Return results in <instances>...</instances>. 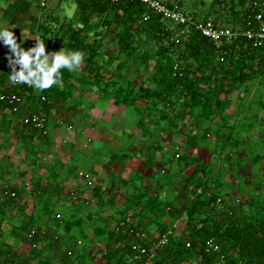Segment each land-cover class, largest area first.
<instances>
[{
    "label": "trees",
    "instance_id": "16d2710c",
    "mask_svg": "<svg viewBox=\"0 0 264 264\" xmlns=\"http://www.w3.org/2000/svg\"><path fill=\"white\" fill-rule=\"evenodd\" d=\"M75 1L78 14L76 21H63L60 13H52L47 27L46 24L43 25L42 38L48 44L55 39V51H82L84 61L81 68L85 71L81 68L74 72L61 69L62 84L53 85L38 92L39 94L34 93L36 89L27 84L1 90L8 94L16 92L22 99V102L15 104L0 99V103L10 113L17 108L13 113H17L15 117L22 120V127L16 129L20 137L27 139V135L33 134L44 141L48 140L50 126H61L59 122L65 123L66 120L77 128L73 118L82 113V108L78 106L79 100L75 93L82 85L90 90L97 87L100 97H107L113 88L117 93L114 100L121 103L118 91H127L124 83H131L137 78L141 80V84H135V97L129 100L127 96L122 100L123 103L137 109L144 102L164 106L178 105L179 113H184L187 117L196 115L199 120L214 122L217 117H224L235 94L242 95L244 89L248 90L260 76L264 77V45L255 46L245 36L225 41L220 46L199 30L189 25L175 24L137 0H122L118 4H112L108 0ZM166 1L171 6L175 3L183 9V5L186 6L183 0ZM251 2L252 0H214L207 8L208 11H203L205 14L193 7L187 9L191 14L212 19L216 24L233 31H244L251 28L249 21L255 15ZM202 5L206 8L205 1ZM78 22L83 27H75ZM98 25L107 27L103 38L113 37L108 40H117L120 51L128 53L127 57L109 58L107 61L99 58L103 40L96 42L95 39H90ZM182 30L185 33L176 38L177 32ZM30 46L32 44L26 47ZM3 51L5 54L2 57L7 58L9 48H0V55ZM115 60H119L116 66L113 65ZM4 64L8 78L11 68L7 60ZM68 103L72 107L68 108ZM64 112L72 114L65 115ZM31 113L45 117L44 129L24 124V118ZM54 117L57 118L55 122ZM12 121L6 123L12 125ZM196 125L200 130L201 124L198 122ZM201 135L200 142H208L212 136L210 128H206ZM213 143L218 148L214 153V167L212 160L211 163L201 160V164L198 163L188 177L181 178L184 187L173 200L171 196L162 198L160 192L149 187L141 192L130 193L125 201L126 206L111 216L114 223L119 219L113 228L96 223V216L91 212L87 215L89 219L78 217L75 211L71 212L73 219L62 216L57 218L60 207L57 203L49 205L47 198L49 195V198H59L65 191L64 180L59 179V168L51 171L47 177L28 175L27 171H22L20 176L25 181L21 184L9 182L4 190L16 192L17 196L5 195V199L0 202V219L2 215H7L9 208L15 206L25 214V220L20 226L10 223L5 230L0 220V264H35L33 260L38 254V264H70L75 257L71 247L72 240L77 239L73 229L81 227L83 236L89 237L84 230L86 220H94L91 225L94 231L93 244L104 245L99 249L101 261L97 264H264L263 193L251 190V195L242 198L247 193L241 191L238 195L242 199L235 201L237 195L230 192L232 186L226 185L229 181L225 178L226 174L232 177L234 163L240 166L250 160L260 164L263 163L264 156L253 157L252 154L256 152H251L244 158L240 157L241 151H246L241 146V140L224 142L223 130ZM24 144L29 146V143ZM45 149L44 147L42 152H38L37 156L47 153ZM176 154L177 152L175 156ZM178 159L183 160L184 153ZM57 162L59 163L58 160ZM145 164L150 165V162L146 161ZM205 165L213 167L212 170L205 169ZM6 173L16 175L10 168L6 169ZM198 189L202 192L198 193ZM30 194L47 208L50 221L37 222L33 214L27 213L28 204L25 205V201ZM100 199V209L104 210L106 204L103 198ZM69 200L72 198L69 197ZM77 205L74 209L78 211L86 206L83 199ZM130 215L133 221L141 218L136 227L131 223L135 231L144 230L164 236L173 228L175 235L169 237V242L164 247L155 249V239L144 240L127 227L118 225V222L126 220ZM60 221L63 233L59 229ZM209 238H215L220 245L219 250H207L206 242ZM134 242H141L150 250L136 258L132 249ZM14 245L18 248L17 251L10 248Z\"/></svg>",
    "mask_w": 264,
    "mask_h": 264
},
{
    "label": "rangeland",
    "instance_id": "374dc122",
    "mask_svg": "<svg viewBox=\"0 0 264 264\" xmlns=\"http://www.w3.org/2000/svg\"><path fill=\"white\" fill-rule=\"evenodd\" d=\"M206 2V8L204 5H202V2ZM212 1L214 0H185V4H186V8L189 7H193L194 10L197 11H201V13H204L208 11L207 8H209L212 5ZM51 3H53V7L57 10L58 13L61 14V18L63 21H69L74 19V22L77 19V4L75 0H54L51 1ZM55 5H58V8L55 7ZM198 7V8H196ZM185 9V8H184ZM186 11H188L187 9H185ZM205 11V12H203ZM81 26L83 27L82 23H77L75 24V27ZM106 26L105 25H98L96 31L93 32L92 36L90 37V39L92 41H94V39L97 41H102L103 46L100 48V55L99 58H105L106 61L109 60V58H125V55L127 57L128 53H122L121 51H119V43L117 42V40H113V41H109L108 39H113L112 38H108L105 37L103 38V35L106 31ZM94 44V43H93ZM119 63V60H115L113 65L116 66V64ZM112 67V65H111ZM81 70L84 72L85 69L81 68ZM141 81V80H139ZM86 87V86H84ZM38 92H41L40 90H38ZM81 92L83 94V98H78V95L80 94L79 91H76L75 95L76 97L79 99V101L81 103L80 107L82 108V113H84L86 115V118L84 120V122L86 121V119H89L90 117H88L90 111H89V107H94L95 104L98 105L100 107V110H107V105H109L110 101H112V94H109V97L107 99V101L105 102V100L101 101V99L99 98V91L97 92V89H95V93H91L90 90L86 89V88H82ZM137 92V90H136ZM88 94V95H85ZM114 96V95H113ZM132 98V97H131ZM114 99V98H113ZM234 101H232L234 104V107H229L228 111L224 114V117H217L215 119L214 122L212 121H208L206 123H204V125L201 127L200 129V136H202V132L206 129V128H210V135H212L208 142H206L205 146L207 149H200V154L199 151L195 154L194 157L198 156V154L200 155V159L204 160V163H208L210 160H214V153L216 151V149H218L216 147V143L214 144V140H216V138L218 137L219 134H222V130L224 132V142L226 143H232V142H238L241 140V146H243V140H245L244 142V151H241V153L239 154V156H245L248 153L251 152H256L253 153V157H256L257 155H261L264 156V77L260 76L255 82L254 84L252 83L251 86H249L248 90L244 89V93L242 95H237L235 94L233 96ZM77 100V99H76ZM121 104H123L121 102ZM142 105V106H141ZM150 105V102L144 103V104H140L139 108L137 109L134 106H130L129 109H126V111H121L122 112V118L120 119V121L118 123H116V127L118 129H116V132H121L120 135H126L124 138L127 140H129V144L130 146L132 144H136L137 142H139L140 140H142L143 135L148 134V132L146 131L147 126L150 127V131L155 132L156 136H158L159 133H161L160 128H155L154 126H150L148 125L147 119H149L152 115V111L153 109L149 108L146 111V106ZM89 106V107H88ZM122 106V105H121ZM121 106H117L118 109ZM67 107L70 108L72 107L71 104H67ZM159 109H164L161 105L158 106ZM236 111L234 112L236 115L233 116V113L230 111ZM109 113L105 114V117L108 118L110 115V111L107 110ZM56 113V112H55ZM65 115L68 114H72L70 112L66 113L64 112ZM79 114V116L77 118H73L74 122H77L78 125H80L81 123L79 122V117L82 115ZM76 116V115H75ZM83 116H81L80 118H82ZM8 122H11V119L8 118ZM94 119V117H93ZM100 119V118H99ZM97 119V120H99ZM96 120V118H95ZM53 121H57V118L54 117ZM115 121L117 122L118 119H113L112 124L115 123ZM88 122V121H87ZM63 128L62 129H67L71 124L66 120V122H59ZM90 124V123H89ZM88 124V125H89ZM13 125L14 126H18L19 128L22 127V120H19L18 118H16L14 116L13 118ZM57 127V126H56ZM184 129V127L182 128ZM76 128L74 129L73 132H68V135L66 134V136L64 137V139L62 141H64V143H62L61 146H59V148L57 149V153L55 154H51V152L49 153L47 151V153H45L42 157H40V160H44L43 157H48V163L41 165V167H37L36 171H34V169L32 168L31 162V158L30 155L28 156V164H22V166L20 167V169L22 171H27L30 175L31 174H36L37 176H42V177H47L50 175V172L53 170H56L57 168H59V171L61 172V176L59 179L64 180L63 185H64V190H69L70 188H75V187H81V182L78 180H74L76 178V176H80L83 173H87L88 171H90L92 168H96L97 169V173L93 172V176H98L100 173L102 175V178H108L109 176H113V173L115 174L116 169L112 170V174L110 175L105 173V168H107V166L109 164L108 161H110L111 158V150L113 148V146H116L111 144V142H106V143H102L101 146H99V149L95 147L98 146L97 142H93L92 146L89 144L86 146V144L84 143L85 141H79L80 140V136H78V133ZM112 131L113 128H111ZM125 132V133H123ZM123 133V134H122ZM59 134V133H57ZM63 134V133H62ZM88 134V132H87ZM85 134V136H83L85 139H88V135ZM48 135L49 138L53 139L55 134L51 133V130H48ZM57 137V136H55ZM68 137V142H65V138ZM23 139V137H22ZM156 139V137H155ZM168 140V139H167ZM201 140V138H200ZM140 141L141 143L147 144L148 142H144ZM167 142V146L165 147L164 151V156H166L167 158L170 157V165L167 166L168 170L171 171V166L172 168L174 166H179V165H183L185 163V160L181 159L179 160L176 156V148L173 149L172 147V143L169 141ZM45 143V141H42V144ZM60 144V143H59ZM74 145V148L70 147V145ZM155 145V142H149V145ZM189 144H192V142L190 141ZM66 145V146H65ZM194 146V145H193ZM204 146V147H205ZM25 144L23 145L18 143L17 145V150H19V154H21V157L23 156V160L25 159L26 153H25ZM230 147V146H229ZM44 150V148H42ZM232 149V147H231ZM233 150V149H232ZM251 150V151H250ZM221 151V150H220ZM195 152V150H194ZM139 156H142V154L140 152L135 153ZM169 154V155H166ZM33 155V154H31ZM39 158V157H38ZM37 158V159H38ZM59 161L55 162L56 160ZM147 159V158H146ZM148 160V159H147ZM38 161V160H37ZM113 163V160L111 161ZM118 162V161H117ZM139 163H141L140 161H137ZM136 162V163H137ZM144 162V161H143ZM23 163V162H22ZM30 163V164H29ZM105 163V164H104ZM138 163V164H139ZM162 163V162H161ZM199 165L201 164V161L198 162ZM211 163V161L209 162ZM216 162L213 161V167L215 165ZM224 163L228 164L226 160H224ZM69 164V167H68ZM151 164H155V162L150 161V165ZM254 164V165H253ZM198 165V164H197ZM209 165V164H208ZM55 166V167H54ZM129 166V165H128ZM133 166H131L130 168H132ZM212 167V168H213ZM61 168V169H60ZM138 168V166H137ZM142 169H144L143 167H141ZM207 170H212L211 166H206L204 167ZM216 168V167H215ZM94 169V170H96ZM121 169V168H119ZM192 169V168H191ZM21 171V172H22ZM92 171V170H91ZM182 173V172H181ZM180 173V175H181ZM154 174L153 172H149L148 174H144L146 175H152ZM17 175V174H16ZM16 175L15 178H16ZM142 175V174H141ZM178 175V174H176ZM182 176V175H181ZM153 176L150 177L153 178ZM163 177L161 180L156 181L154 184V188L159 190V187L163 186V183L165 181L166 175L163 174ZM21 178V177H20ZM27 178V177H25ZM226 180H228L229 182L226 184L231 185L232 187H230V192L236 196V199L240 198L242 199L243 196L245 195H251V192L256 191L257 193H263L261 195L264 196V160L263 163L261 162L260 164H255L252 163L250 160L249 162L243 164V165H238L237 163H234L232 165V177L229 176L228 174H226L225 176ZM175 179H179V181H181V185L183 186V181L182 179L178 178V176H175ZM46 180V178H45ZM21 181L24 182L25 180L21 178ZM151 182V181H150ZM154 182V180H153ZM107 183V182H105ZM113 184V182H111ZM104 184V183H102ZM109 184V188L111 187V190H103L102 186L99 188V186L97 187V197L99 198V193H101V191H103V193H105L106 195H108V198H104V202L106 204V206L104 207V210L100 209L101 207V199L99 200V202L97 204H92L91 206H85L80 208V210L78 211V209H74L76 208L78 205H76L72 200H69L68 197L65 194V191H63L61 197L59 198H54L53 196L49 198H47V202L50 205H54V204H58V206L60 207L58 209L59 214H61L62 218L67 217V218H71L72 216V211L77 212L76 215L82 216L85 219H89L87 217L88 213L91 212L94 217L97 215V213L100 211L103 214L102 215H98V217L94 220H96L95 222L98 224H101L103 226H108L109 228H113L114 225H116V221L114 223V220L111 219V216L115 214V212L118 209L123 208L125 205V199H120L119 195L122 194L124 196H128L130 193H132V190H119L117 191L116 188H114V184ZM254 186H256L254 188ZM128 188H130L128 186ZM241 188V189H239ZM30 189V188H28ZM131 189V188H130ZM254 189V190H253ZM252 190V191H251ZM134 191V190H133ZM156 191V190H155ZM243 191L247 194H243L242 198L241 196H239L238 194H240V192ZM251 191V192H250ZM70 192V191H69ZM121 195V196H122ZM76 196H78V194L76 193ZM113 196V200L112 202L109 201V198ZM130 197V195L128 196ZM228 197V196H227ZM27 201H25V205L26 203L28 204L27 207V213L28 214H33L37 220V222L42 221V223H46L49 219H48V210L45 206L39 204V200L36 199V197L32 196L30 194L29 197L26 198ZM25 199V200H26ZM24 200V199H23ZM111 200V199H110ZM22 203H24V201H21ZM112 203V204H111ZM57 208V207H56ZM1 214V212H0ZM100 216V218H99ZM73 219V217H72ZM1 222H2V227L3 230L6 229V227H8V224H13L15 226H20L22 224V222L25 220V214H23L20 209L18 207H13V208H9L7 210V215L5 216H1ZM93 220V222H94ZM108 220V221H107ZM50 221V220H49ZM107 221V222H105ZM61 222V221H60ZM59 222V225H60ZM92 220H86V222L84 223V230L87 231V233L89 234V237L83 236V233L81 232V227L76 226L73 229V233L75 234V236L77 237V239L72 240V249L75 252V257H73L74 261H71L70 264H97L100 263L101 261V253H99V249L102 247H104V245H101L100 243H95L93 244L92 239L94 238L93 236V228H92ZM95 224V223H94ZM184 224L182 223V226ZM60 232L63 233V227H62V222L60 225ZM173 231L172 235H175L174 229H170L169 231ZM168 231V232H169ZM168 232L166 234H168ZM165 234V235H166ZM5 235H8L5 234ZM171 235V236H172ZM90 242V243H89ZM11 246V245H9ZM13 251H17L18 248L16 249L15 245L10 247ZM25 249V247H24ZM21 250V249H20ZM22 251V250H21ZM39 255V254H38ZM38 255L35 257V259L33 260V262L36 264H38ZM77 258V260H76Z\"/></svg>",
    "mask_w": 264,
    "mask_h": 264
},
{
    "label": "crops",
    "instance_id": "0c3cea01",
    "mask_svg": "<svg viewBox=\"0 0 264 264\" xmlns=\"http://www.w3.org/2000/svg\"><path fill=\"white\" fill-rule=\"evenodd\" d=\"M51 1L54 0H48V6L46 8H42L41 6V0H0V25H14L16 26L13 31L17 35L18 40L23 39L24 44L23 46L26 47L30 44H32L36 39H39L42 37V28L43 25L47 27L48 23L50 22L51 14H58L57 10L53 7V3ZM185 3V0L182 1ZM55 7L58 8V5H55ZM185 9L186 6L183 5ZM189 9V8H188ZM187 9V10H188ZM205 16L204 14H201ZM5 46L2 42H0V48H5ZM120 51V47H119ZM4 51L0 55V93L3 92L5 89H8L11 86V83L9 79L6 76V65L4 64L7 58H3ZM132 83L134 84L132 86ZM141 84V81L134 79L131 83H124V86L128 89L120 90L118 91V95L120 96V101L123 103L122 100H124L127 96L129 97V100H132L136 95V85ZM82 88H86L90 90L87 87H80L78 95V98H83V94L81 92ZM95 87L93 90H90V92L93 94L95 93ZM3 90V91H1ZM98 92V91H97ZM34 93L39 94L37 89L34 91ZM112 94V101H110L109 105H107V110L110 111V115L108 118L105 117L106 113H109L107 110H100V107L95 104L94 107H89V119H86L84 122L86 115L82 114V118L79 117L80 125L76 122V130L78 133V136H80L79 141H85L84 143L88 145L90 144L92 146V143L95 141L98 143V146L95 147L99 149V146H101L102 143L111 142V144L116 146H113L111 150V160L108 161L107 168H105V173L110 175L112 174V170L116 169L115 174L113 173L114 177L111 175L108 178H102L101 173L98 176H94L97 181V187L99 188L102 186L103 190H111V187L109 188V184H112L114 188L119 190H132V193H137L143 191L144 188H151L154 191H158L161 194L162 198H166L168 196H171V200L174 199L175 195H178L184 185L182 186L179 181V179H175V176H178V178L182 177H188L197 167V164L200 159V149H207L206 144L200 142V130L197 129L196 123H200L201 126L204 125V123L208 122L207 120H199L196 115H193V117H187L184 113H179V106H164L161 105L164 109H159V105L150 104L148 105L147 109L151 108L153 109L152 115L149 119H147L148 125L154 126L155 128H160L161 133L156 136L155 132H151L149 129L150 127L147 126L146 131L148 134L143 135L142 140H145L144 142H148L147 144L141 143L140 141L137 142L135 145L132 144L130 146L129 140L124 137L125 134L122 136L120 135L121 132H116V123L120 121L122 118V112L126 111V109L130 108V104L126 103H117L113 98L117 94L113 88L109 91V94ZM109 94L107 97H99L101 101L105 100L107 101ZM88 95V94H85ZM114 95V96H113ZM132 97V98H131ZM77 98V99H78ZM79 100V99H78ZM26 101V100H25ZM81 103L80 101H78ZM78 103V106L80 107V104ZM145 103V102H144ZM141 103V104H144ZM117 106H121L119 109ZM142 106V105H141ZM229 107H234V104H231ZM81 108V107H80ZM228 111V109H227ZM226 111V112H227ZM233 116L236 114L232 111ZM13 112H15L13 110ZM0 103V202H2L5 199L4 190L6 185L10 183H18L21 184V169L20 167L22 164H28V156L30 155L32 168L34 171H36L37 167H41V165L48 163V157H43L44 160H40L41 155L37 156L38 152H42V147L46 148L49 153L55 154L57 153V149L59 146L64 143L62 141L66 134L68 135L67 129H62L63 126H55L51 125L50 130L52 134H55V137L53 139L49 138L48 140L45 139V143L42 144L43 139H39L38 137L34 136L33 134L27 135L29 136L27 139L23 136H19L18 133H16V129L19 128L17 125H12L9 123H6L9 119L5 120V117L10 118L13 120L15 114L13 113ZM14 114V115H13ZM94 117V119H93ZM96 118V120H95ZM100 118V119H99ZM99 119V120H97ZM113 119H118V121L114 124H112ZM21 120V119H20ZM88 121V122H87ZM90 123V124H89ZM89 124V125H88ZM184 127V129H182ZM200 127V126H199ZM113 128L114 131L111 130ZM75 130V131H76ZM27 131V130H26ZM88 132V134H87ZM59 133V134H57ZM63 133V134H62ZM125 133V132H123ZM122 133V134H123ZM85 134L88 135V139H85L83 136ZM23 137V139H22ZM156 137V139H155ZM30 138V139H29ZM91 139V140H90ZM168 139V140H167ZM155 142V145H149V142ZM169 141L172 143V147L177 148L178 146L181 147L182 153H184V160L185 163L183 165L174 166L171 171L168 170L167 166L170 165V158H167L164 156V149L167 146V142ZM190 141L192 144H189ZM29 143V146H25L24 149L26 156L23 160V156L21 157V154H19V150H17L18 143L24 144ZM60 143V144H59ZM115 143V144H114ZM194 145V146H193ZM66 146V145H65ZM205 146V147H204ZM48 147V148H47ZM70 147L74 148V145H70ZM195 150V152H194ZM199 151L198 156L194 157L195 154ZM140 152L142 156H139L135 153ZM33 154V155H31ZM169 155V154H166ZM197 155V154H196ZM39 157V158H38ZM241 157V156H240ZM245 156H242L244 158ZM38 158V159H37ZM148 160H147V159ZM147 162L153 161L155 164L147 165L145 164ZM38 160V161H37ZM56 160V159H55ZM113 160V163L111 162ZM141 163L137 162L140 161ZM118 161V162H117ZM144 161V162H143ZM204 161V160H202ZM23 162V163H22ZM40 162V163H39ZM57 162V160L55 161ZM137 162V163H136ZM162 162V163H161ZM249 161H247L248 163ZM139 163V164H138ZM30 164V163H29ZM59 164V163H58ZM105 164V163H104ZM245 164V163H244ZM129 165V166H128ZM133 166L132 168H130ZM138 166V168H137ZM55 167V166H54ZM69 167V164H68ZM143 167L144 169H142ZM10 168L14 173L17 174L16 178L15 176H11L10 174L6 173V169ZM121 168V169H119ZM192 168V169H191ZM96 169V168H94ZM93 168L88 172H96L97 169L94 170ZM26 171V170H25ZM153 172L152 175H144L148 174L149 172ZM182 172V173H181ZM181 173V175H180ZM142 174V175H141ZM163 174L166 175L165 181L163 183V186L159 187V190L154 188L155 182L161 180L163 177ZM178 174V175H176ZM30 175V174H28ZM83 174L80 176H76L74 180L80 181L81 187H73L69 190H74L79 193V198H77L74 202L76 205L78 204V201L81 199H85L89 195V187L86 186L85 180H83ZM153 178L150 179L151 176ZM25 180V179H24ZM154 180V182H153ZM151 181V182H150ZM162 181V180H161ZM107 182V183H105ZM104 183V184H102ZM184 184V183H183ZM128 186L131 188H128ZM156 187V186H155ZM69 190H65L66 196H69ZM134 190V191H133ZM123 194V193H122ZM120 194V199H125L127 196H124ZM122 195V196H121ZM67 196V197H68ZM101 196V197H100ZM100 198H108V195L103 193H99ZM99 198V200H100ZM69 199V198H68ZM110 199H113V196L110 197ZM109 199V201H111ZM86 204V203H85ZM112 204V203H111ZM102 212H98L96 216L102 215ZM100 218V216H99ZM119 219H116L118 221ZM135 222L141 221V218H135ZM108 221V220H107ZM105 221V222H107ZM117 224V223H115Z\"/></svg>",
    "mask_w": 264,
    "mask_h": 264
},
{
    "label": "built area",
    "instance_id": "2783aa9c",
    "mask_svg": "<svg viewBox=\"0 0 264 264\" xmlns=\"http://www.w3.org/2000/svg\"><path fill=\"white\" fill-rule=\"evenodd\" d=\"M112 4H118L122 0H108ZM141 3H144L146 6L154 9L159 14H162L164 18L167 20H171L175 24L180 25H189L197 30H199L203 35L211 38L214 40L218 45H222L225 41L230 42L234 39L245 36L250 41L254 43L255 46H261L264 45V0H252V9L255 13L254 19L249 21V26L251 28L244 30V31H233L232 29L228 27H224L221 25L216 24L212 19H206L200 16H196L194 14H191L190 12L184 10L182 7H180L179 4L175 3L173 6L167 3L166 0H137ZM41 6L42 8H46L48 6V0H41ZM256 23V24H255ZM255 24V25H254ZM185 33V30H182L181 32H177L176 38L179 34ZM38 40H44L42 37H40ZM36 43V40L32 43V46ZM46 50L48 51H55L56 50V40L52 39L50 44L46 43ZM11 83V82H10ZM20 84H12L11 86H19ZM0 99L2 101H5L6 103H12L15 104L16 102H22V99L20 95L16 92L14 93H5L2 92L0 94ZM14 111H17V108H14ZM24 124L28 126H33L34 128L38 129H44L46 127V119L44 116L38 114V113H31L27 115L24 120ZM74 126L70 125L67 128L68 132L74 131ZM91 140V139H90ZM68 142V137L65 138V142ZM87 146V144H86ZM176 157L179 158L182 155V149L180 146L176 148ZM40 163V162H39ZM83 180H85V184L87 187H89V196L84 199V202L86 203V206H91L92 204H97L99 202V198L97 197V181L96 178L93 176L91 172L84 173ZM69 197H71L73 200H76L79 198L76 196V193L78 192L74 190H69ZM202 190L198 189V193H201ZM5 195H10L12 197L17 196L16 192H8L7 190L4 191ZM57 218H61V214H57ZM131 223H134V227L137 226V222L133 221V218L128 216L126 220H121L118 222V225L120 227H127L129 231L132 233H135L138 237L145 239H155L154 248L159 249L161 247H164L169 242V237L173 234V231H169L168 234L164 236H160L159 234H150L144 230L135 231L133 225ZM188 245H190L188 243ZM206 248L207 250H219L220 245L217 243L215 238H209L206 242ZM132 249L134 251L135 257H139L141 255L147 254L148 246L142 244L141 242H134L132 245Z\"/></svg>",
    "mask_w": 264,
    "mask_h": 264
},
{
    "label": "clouds",
    "instance_id": "9594fccd",
    "mask_svg": "<svg viewBox=\"0 0 264 264\" xmlns=\"http://www.w3.org/2000/svg\"><path fill=\"white\" fill-rule=\"evenodd\" d=\"M15 27L0 25V42L9 48L6 55L11 68L8 79L12 84H27L43 91L62 84L61 69L74 72L82 67V51H48L45 41L38 39L33 46L24 47V40H18L13 31Z\"/></svg>",
    "mask_w": 264,
    "mask_h": 264
}]
</instances>
